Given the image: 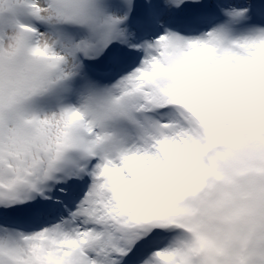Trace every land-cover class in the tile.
<instances>
[{"label": "snow or ice", "instance_id": "obj_1", "mask_svg": "<svg viewBox=\"0 0 264 264\" xmlns=\"http://www.w3.org/2000/svg\"><path fill=\"white\" fill-rule=\"evenodd\" d=\"M0 264H264V0H0Z\"/></svg>", "mask_w": 264, "mask_h": 264}]
</instances>
